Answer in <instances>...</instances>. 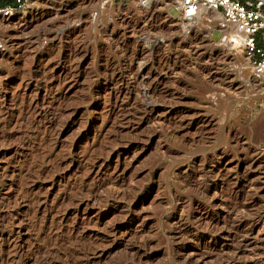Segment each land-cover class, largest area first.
<instances>
[{
    "label": "rangeland",
    "instance_id": "374dc122",
    "mask_svg": "<svg viewBox=\"0 0 264 264\" xmlns=\"http://www.w3.org/2000/svg\"><path fill=\"white\" fill-rule=\"evenodd\" d=\"M155 2L0 19V264H264V77Z\"/></svg>",
    "mask_w": 264,
    "mask_h": 264
},
{
    "label": "built area",
    "instance_id": "2783aa9c",
    "mask_svg": "<svg viewBox=\"0 0 264 264\" xmlns=\"http://www.w3.org/2000/svg\"><path fill=\"white\" fill-rule=\"evenodd\" d=\"M0 17L12 16L26 8L29 0H2ZM141 6L150 5L152 0H139ZM177 12L176 18L187 27H195L198 21L213 25L211 35L220 31L218 42H232L247 58L253 79L264 76V0H168ZM213 11L217 19L204 16ZM201 18V19H200ZM7 42L0 29V54L6 50Z\"/></svg>",
    "mask_w": 264,
    "mask_h": 264
},
{
    "label": "bare ground",
    "instance_id": "6f19581e",
    "mask_svg": "<svg viewBox=\"0 0 264 264\" xmlns=\"http://www.w3.org/2000/svg\"><path fill=\"white\" fill-rule=\"evenodd\" d=\"M156 2L155 3H157V4H155V5H158V4H165L166 2H167V0H155ZM211 12H213V11H211ZM16 13H18V12H16ZM15 13V14H16ZM215 13V12H214ZM14 15V14H13ZM12 15V16H13ZM204 16H211V14H209V13H205L204 14ZM9 17H11V16H8V17H0V19H7V18H9ZM231 44H232V46H236L235 44H233L232 42H230ZM236 48L238 49V47L236 46ZM242 53V52H241ZM243 54V53H242ZM244 55V54H243ZM245 57V56H244ZM246 58V57H245ZM247 59V58H246ZM79 61V60H78ZM247 63H248V61H247ZM249 65V64H248ZM250 67V66H249ZM264 77V76H263ZM262 79V78H261ZM254 80H257V79H254ZM258 219H259V217H258ZM256 222V221H255ZM251 225V224H250ZM253 226V225H252ZM254 227V226H253ZM251 229V228H250ZM248 243V242H247ZM244 244V243H243ZM248 247V246H247ZM252 252V251H251Z\"/></svg>",
    "mask_w": 264,
    "mask_h": 264
},
{
    "label": "trees",
    "instance_id": "16d2710c",
    "mask_svg": "<svg viewBox=\"0 0 264 264\" xmlns=\"http://www.w3.org/2000/svg\"><path fill=\"white\" fill-rule=\"evenodd\" d=\"M4 4H5V2L2 1V0H0V6H2V5H4Z\"/></svg>",
    "mask_w": 264,
    "mask_h": 264
}]
</instances>
